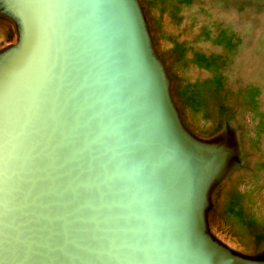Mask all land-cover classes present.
I'll return each instance as SVG.
<instances>
[{
	"label": "rangeland",
	"instance_id": "374dc122",
	"mask_svg": "<svg viewBox=\"0 0 264 264\" xmlns=\"http://www.w3.org/2000/svg\"><path fill=\"white\" fill-rule=\"evenodd\" d=\"M0 264H264V0H0Z\"/></svg>",
	"mask_w": 264,
	"mask_h": 264
},
{
	"label": "water",
	"instance_id": "95a60500",
	"mask_svg": "<svg viewBox=\"0 0 264 264\" xmlns=\"http://www.w3.org/2000/svg\"><path fill=\"white\" fill-rule=\"evenodd\" d=\"M42 76V75H41Z\"/></svg>",
	"mask_w": 264,
	"mask_h": 264
}]
</instances>
